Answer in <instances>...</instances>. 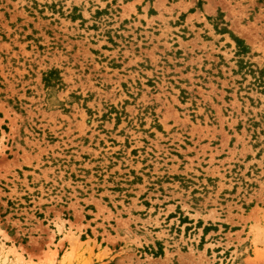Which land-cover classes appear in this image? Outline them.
Masks as SVG:
<instances>
[{
  "label": "rangeland",
  "instance_id": "374dc122",
  "mask_svg": "<svg viewBox=\"0 0 264 264\" xmlns=\"http://www.w3.org/2000/svg\"><path fill=\"white\" fill-rule=\"evenodd\" d=\"M0 264H264V0H0Z\"/></svg>",
  "mask_w": 264,
  "mask_h": 264
}]
</instances>
